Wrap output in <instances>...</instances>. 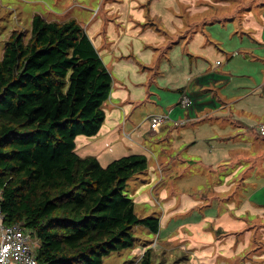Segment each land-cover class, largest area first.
Here are the masks:
<instances>
[{
    "label": "rangeland",
    "instance_id": "1",
    "mask_svg": "<svg viewBox=\"0 0 264 264\" xmlns=\"http://www.w3.org/2000/svg\"><path fill=\"white\" fill-rule=\"evenodd\" d=\"M195 1L202 12L194 16L190 0H0V59L14 33L30 37L34 14H42L50 21L75 18L85 27L115 74L111 97L103 105L108 120L118 118L115 111L119 105L114 104L130 100L144 103L135 111L138 116L134 121L147 129L148 167L128 181L125 192L134 199L137 212L159 218L160 230L156 233L145 225L137 226L134 244L104 255L105 264H241L237 259L246 254L251 260L245 257V264H260L259 260H263L259 256L264 255V219L254 221L255 215L245 213L243 220L230 213V199H224L218 193L219 188L212 184L213 179L221 177L219 174L214 178L210 169L191 155L189 149L172 148L173 135L169 132L165 139L148 133L150 122L146 119L150 108L145 102L150 82L159 80L184 86L186 74L181 73V66L190 57L189 52L194 54L190 57L192 68H196L199 59H205L212 69L234 72V78L242 81L244 87L231 98H252L257 113L246 116L253 120L261 117L259 131L264 123V107L259 108V101L254 102L257 97L264 98V38H260L264 0ZM207 22L220 25L215 31L221 36H212L215 31L205 28L207 25L198 31L191 27ZM230 22L236 27L234 35H246L245 43L252 40L248 36L256 40H252L256 46L253 59L242 58L251 55L244 50V45H239L238 38L237 42L229 43L232 38H227L225 33L234 27ZM179 26L182 30L179 34H190L188 39L171 44L161 53V43ZM201 39L219 44L221 49L206 59L197 52H205V47L200 45L195 52L192 49L195 40ZM254 75L263 79L260 81L257 77L255 83L252 81L255 86L250 83ZM259 82L263 86H259ZM174 164L178 172L169 177ZM246 170L247 166L243 167L238 177ZM258 171L259 168H254L247 173L243 181L247 189L250 188L248 180L253 185L259 183ZM238 190L242 191L241 186Z\"/></svg>",
    "mask_w": 264,
    "mask_h": 264
},
{
    "label": "trees",
    "instance_id": "2",
    "mask_svg": "<svg viewBox=\"0 0 264 264\" xmlns=\"http://www.w3.org/2000/svg\"><path fill=\"white\" fill-rule=\"evenodd\" d=\"M31 25L30 37L14 33L0 59L5 221L22 222L40 241V264H105L104 255L134 244L137 226L160 230L159 218L140 216L125 192L147 169L148 156L132 153L103 165L77 152V136L96 135L105 121L113 74L77 19L36 13Z\"/></svg>",
    "mask_w": 264,
    "mask_h": 264
},
{
    "label": "crops",
    "instance_id": "3",
    "mask_svg": "<svg viewBox=\"0 0 264 264\" xmlns=\"http://www.w3.org/2000/svg\"><path fill=\"white\" fill-rule=\"evenodd\" d=\"M190 1L191 6L189 7L194 16L196 13L202 12L200 7H196L197 3L195 0ZM189 7H186V9H189ZM230 20H233V16H231ZM232 22L230 23L234 27L232 31L225 33V36L229 39L232 38L229 43L237 42L236 38H238L239 45H244V50L251 55L242 56V58L244 60L253 59L256 46L252 40L254 42L256 40L252 36H248L252 39L248 44L244 41L246 35H234L236 27ZM210 24L213 23L207 22L204 25H195L199 27H191L196 28L197 31L201 26L205 27V25H207L205 28L214 31L216 28H220L218 24L211 26ZM177 29L172 34H168L164 40L165 43H161V53L167 51L172 46H170V42L175 44L183 42V39H188L190 34H179L182 30L180 26ZM197 31L195 30L194 32ZM211 35L221 36L216 31L215 33H211ZM260 36V38H264V24L261 27ZM200 45L205 47V52H197L204 55L206 59H209L215 50L221 49L219 44H216L218 45L216 46L210 44L208 39H201L199 42L195 40L194 48H192L193 51L199 50L201 48ZM189 53L190 57L194 55L191 52ZM199 54H195V56ZM190 57L181 66L183 69L181 73L183 75L186 74L187 83L184 86L164 84L159 80H152L150 82L148 88L149 97L145 102L149 106L150 111L146 121L150 122V116L153 114L169 112L171 119L166 123L171 122L169 124H172V126L169 124L165 126L163 124L164 127L162 125L159 129H153L148 125V133L150 136H164L163 139H165L167 137L165 135L169 132L170 136L173 135L172 148L189 149L191 155L197 157L206 168L210 169L214 178L218 176L219 170L225 168L224 170L227 173L224 174V179H213L212 184L216 188H219L218 193L224 199H230L228 210L243 220L245 213H250L251 216H256L252 218L254 221L260 222V220L264 219V139L260 135L261 133L258 128V122L261 117L259 120H253L246 116L247 113H257L255 108H253L256 106L251 103L253 101L252 98H247V96L231 98L235 97L244 87L242 81H237L234 78V72L231 70L220 72L212 69L205 59H199L196 62V68H192V59ZM105 64L112 72V68L106 62ZM112 74L115 79V74L113 72ZM257 77L260 81L263 80L260 76L254 75L253 79H250V83L252 81L255 83ZM255 85L253 84V86ZM258 85L263 86L261 82ZM175 89L177 92L174 91ZM181 89L182 91H180ZM184 93L188 94L193 100V104L187 109L183 108L180 104ZM263 100L264 98L260 96L254 102L259 101V108H262L264 107ZM138 102L130 100L128 103L124 101L120 104H114V106L119 105L115 111L118 118L109 121L108 114L106 113L105 121L96 135L89 137L79 135L76 142L77 152L81 156L95 155L103 165H107L113 159L127 154L143 153L148 156V145L145 139L147 129H142L143 125L139 126L140 123L134 121L138 116L135 111L144 104ZM125 105H127L128 112ZM234 108L235 110H233ZM247 162L254 163L253 168L250 170L259 168L258 173L261 177L259 183L256 185H253L248 180L250 183V188L248 189L245 187L246 182L243 181L250 170H246L241 177H238L243 169V165ZM177 172V165L174 164L168 176H173ZM240 186L242 188L241 192L238 190ZM230 207H233V209ZM138 214L145 217L142 213L138 212ZM163 214L165 216L166 210L163 211ZM246 255L240 256L237 262L240 261L241 264H245V257L251 260V257L247 258ZM259 258L263 259L262 261L260 259L259 263L264 264V255H260ZM254 262L256 263V261ZM250 264H253V262H250Z\"/></svg>",
    "mask_w": 264,
    "mask_h": 264
},
{
    "label": "built area",
    "instance_id": "4",
    "mask_svg": "<svg viewBox=\"0 0 264 264\" xmlns=\"http://www.w3.org/2000/svg\"><path fill=\"white\" fill-rule=\"evenodd\" d=\"M180 104L187 109L193 104L191 97L184 93ZM171 119L169 112L150 116V126L159 129ZM264 134V123L260 126ZM40 241L25 229L22 222L7 223L0 203V264H40L37 259V247Z\"/></svg>",
    "mask_w": 264,
    "mask_h": 264
}]
</instances>
